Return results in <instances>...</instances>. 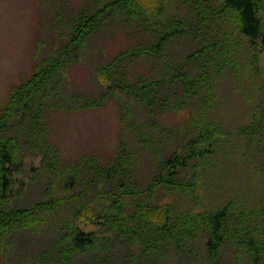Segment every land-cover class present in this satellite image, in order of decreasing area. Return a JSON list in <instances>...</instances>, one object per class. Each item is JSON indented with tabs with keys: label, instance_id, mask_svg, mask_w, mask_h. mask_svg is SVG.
Wrapping results in <instances>:
<instances>
[{
	"label": "rangeland",
	"instance_id": "1",
	"mask_svg": "<svg viewBox=\"0 0 264 264\" xmlns=\"http://www.w3.org/2000/svg\"><path fill=\"white\" fill-rule=\"evenodd\" d=\"M115 1L0 0V117L14 91L58 55L79 12L113 3L55 89L7 134L34 130L19 142L23 164L12 172L8 199L9 208L34 211L0 242V264H264V45L228 23L200 39L188 25L160 55L128 59L118 77L131 84L169 79L205 42L219 40L229 53L224 62L214 58L220 68L207 69L212 89L186 93L178 83L173 91L167 82L172 90L157 94L170 97L164 106L139 104L103 74L112 75L117 56L131 47L151 46L160 31L150 30L160 22L191 14L180 0H139L142 23ZM198 69L192 61L183 68L191 76ZM209 123L220 137L205 143L208 155L201 150V159H191V140ZM42 133L53 149L50 162L35 148ZM171 156L188 164L172 177L178 189L156 181L169 179ZM219 212L226 216L215 257L206 231L178 247L189 219ZM79 231L93 238L89 249L74 248Z\"/></svg>",
	"mask_w": 264,
	"mask_h": 264
},
{
	"label": "trees",
	"instance_id": "2",
	"mask_svg": "<svg viewBox=\"0 0 264 264\" xmlns=\"http://www.w3.org/2000/svg\"><path fill=\"white\" fill-rule=\"evenodd\" d=\"M181 4L189 10L191 16L185 17L184 19L171 18L166 21L160 22L158 28L151 29L152 34H157V40L152 43L151 46L143 48L140 47H131L128 51L117 56L115 59L116 71L111 75L110 73H104L103 75L107 79L113 81L117 88L121 91H129V93L135 97V101H138L139 104H145L149 106L153 105H165L166 98L163 100L157 98V94L161 93V89L165 91H171L172 87L165 89L166 83H170L173 86V91H176L174 87L180 83L183 87V90L198 91V90H211L213 87V81L206 78V72L209 67L212 69L220 68V61H214V58H223L229 53L228 48L222 44V48H219L218 41H210L209 43H204L200 48H198L190 57L188 61H185L184 64H180L175 67L173 75L168 79L160 78L157 81L150 80L145 81L142 78H138L134 83H128L118 77V72L124 66L127 60L134 57L144 56L145 55H160L162 52V45L166 41L171 40L174 37L184 34L187 29L195 31L196 38L209 34L212 28H218L221 23H228L233 25L237 32L246 39H249L253 43L260 42L264 45V0H180ZM116 4H123L119 6V11H126L128 8H133L134 18H138L145 22L144 13L142 9L136 8L137 5L134 2L139 3V0H116ZM113 3L106 4L107 9L103 7L100 10H95L92 13L79 12V15L73 19L70 25V34L69 38L65 42L64 46L58 52V55L45 61L40 68L34 73V75L29 79L22 87L14 91V95L9 101V105L4 110V113L0 117V242L4 241L5 238L13 232V229L18 226V224H24L25 220L28 219V215L34 210L23 208H9L8 199L10 196L11 186H12V172L19 170L23 162H21V157L19 154V147L22 144H19L20 141L28 140L31 135L34 133L31 132L29 135L19 132L17 135L8 136L7 134L14 128H18L20 124H24V119L26 116H29L27 111L30 109L32 111V105L35 101H38L45 97L50 91H53L60 81V76L63 69L66 68L67 64L75 58H71L77 54V51L82 47L83 41L85 42L91 38L96 29L99 27V23L103 20L99 19L105 13L110 12V7ZM147 15H153V11L149 9L146 10ZM104 17V16H103ZM106 17V15H105ZM193 26V27H192ZM145 28V27H144ZM155 36V35H154ZM153 36V37H154ZM157 47V48H156ZM198 61H195V60ZM210 60V63H208ZM192 61L196 65H199V73L197 75H190L191 71L184 72L183 68L187 67V63ZM212 64V65H211ZM114 66L108 67L113 68ZM106 68V69H105ZM104 70H108L105 67ZM126 76L124 71L123 76ZM124 76V77H125ZM53 88V89H51ZM51 89V90H50ZM156 93V95L154 94ZM150 99L148 100V96ZM29 112V113H30ZM7 119V120H6ZM6 120V123H4ZM32 123V124H31ZM35 121L30 119V122L27 125L33 127ZM203 131L197 136V139L191 140L189 147L191 148V153L189 156L191 159H201V150L202 154L208 155L211 151V147L204 146L205 143L213 145L218 138L219 130L216 127H213L210 123L207 126H203ZM28 136V139L25 138ZM44 136L41 134V138ZM21 139V140H20ZM28 143V141H26ZM25 142V143H26ZM24 144V143H23ZM36 149L40 153H44L46 156V161H51L48 157V154L52 156L53 149L48 143V140L45 138L41 143L35 145ZM26 147L27 146H23ZM203 148V149H202ZM166 164L172 167V173H170L169 179L161 180L160 177L156 180L159 185L165 183L168 187L178 189L177 187L181 184L173 181L172 177L176 174V169H184L186 167L187 161L179 156H171L166 160ZM117 171L118 169H113ZM112 170V172H113ZM174 172V173H173ZM116 173V172H114ZM186 186V185H185ZM39 209V207L37 208ZM226 214L224 212H219L216 214H197L195 218L189 219L187 226L184 227V233L180 232L181 235L180 243L178 247L183 245V238L194 237L200 231H206L211 235L210 240L208 241V247L211 256L215 257L217 254L218 246L221 242L220 232L225 221ZM178 223V221L176 222ZM165 229V228H164ZM163 230V229H162ZM163 231H167L163 230ZM170 232V231H168ZM160 234V231H157ZM175 233V232H174ZM74 234V233H73ZM72 234V242L74 248L85 249L90 248L93 245V238L79 231L76 235ZM176 235V233H175ZM159 236V235H158ZM177 237V241L179 240ZM97 261V260H96Z\"/></svg>",
	"mask_w": 264,
	"mask_h": 264
}]
</instances>
